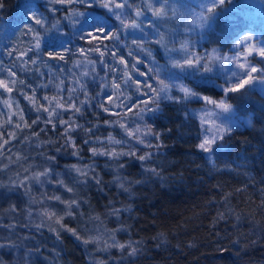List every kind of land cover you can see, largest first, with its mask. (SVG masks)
Listing matches in <instances>:
<instances>
[{"label":"snow or ice","instance_id":"1","mask_svg":"<svg viewBox=\"0 0 264 264\" xmlns=\"http://www.w3.org/2000/svg\"><path fill=\"white\" fill-rule=\"evenodd\" d=\"M230 3L231 0H200L196 6L199 11H193L191 5L178 4L177 0H45V4L40 6L45 8L47 15L39 12L40 6L33 10L32 5L25 4L27 22L23 23L22 29H18L21 35L17 40L22 41L23 37L30 39L24 47L19 43L4 46L8 57H15L10 67L0 61V105L7 110H0V117H4L0 121V161L8 160L0 167V174L9 171L11 164H20L23 175L21 171H16L14 176L8 177V183L0 179V190H3L0 191V200H7L8 192L22 188L29 198V205H41V210L36 213L38 223L31 220L32 208L29 206L27 210L31 226L37 231L47 228L56 234L57 239H60L62 230L67 231L85 246H95V252L109 253L111 249H117L121 253L119 258L109 256L108 259L123 260L137 256L142 251V242L131 239L121 242L117 239L118 232L128 230L123 224L108 229L100 215L89 216L94 228L85 229L82 234L78 228L68 227L64 223L65 217L75 219L77 215H83L77 211L82 203L78 185H87L89 180L96 185L102 184V177L95 171V157H107L113 162L112 182L129 196L135 194L132 185L143 181L130 180L122 175L124 164L115 163L122 157L139 160L146 172L165 181L161 171L144 163L152 159L153 151H159L164 146L162 133L147 119L149 116L153 120L157 118L163 111L161 104L164 102L179 106L177 111L182 114L183 120L177 129L182 126L190 129L198 121L196 147L206 154L213 169L216 168L213 157L219 158L220 150L228 146L229 141L225 138L231 135L234 128L253 126L251 113L240 118L239 124L233 122L237 118V106L230 100L243 105L257 89L264 95V38H258L249 29L234 35L230 52L211 47L203 53L197 50L199 41L189 38L191 33H196L201 40L207 39L212 44L228 40L234 27L227 11ZM3 7V0H0V8ZM97 9L102 11L98 13ZM148 14L153 19H147ZM172 20L184 24L182 34L178 29L161 30V24ZM75 42H80V46L74 47ZM157 56L162 57L163 63ZM51 61L71 62L73 68L84 70L79 76L72 74L71 84L74 86H68L67 78L57 76ZM41 67L47 68L48 72H42ZM101 67L103 75L98 70ZM14 69L37 79H45L34 86ZM84 77H90L97 83L99 90L95 94L89 92L87 82L82 80ZM220 80L223 82L218 83ZM209 85L220 89L219 99L202 94V91L209 90L206 87ZM50 87L55 89L52 95H38V89ZM14 93L23 96L37 114L31 123L25 118L24 109ZM81 94L85 99L80 100ZM97 97L103 98L93 105L92 100ZM192 102L199 103L200 108H189ZM89 107H98L107 113L109 118L103 120V124L118 127L123 134L121 138L111 132L106 136H97L96 131L101 124L99 119L95 123L88 121L89 127L80 124L76 117H83ZM69 112L71 116L65 119L64 115ZM93 114L99 116V113ZM41 123L45 128L50 125L58 133L56 141L42 143L56 144L54 152H66L77 161L84 159L82 145H88L92 162L65 165L66 171L61 173L56 169V156L44 152L38 153L43 158V163L39 165L28 164L25 167L20 162L26 161L27 157L20 155L13 160L7 154L11 152L7 146L12 140L20 139L19 133ZM9 128L12 130L9 131ZM44 130L42 128L40 132ZM40 132L33 130L22 139L26 142H30L32 137L39 139ZM80 133L84 138L78 144L76 136ZM186 134L180 133L182 136ZM139 146L149 151L138 154L142 151ZM73 173L75 176H72ZM65 176L71 177V183L65 180ZM51 184L71 195L65 199L55 192H40L39 198L33 194L34 186L44 188ZM57 205H63V208L57 209ZM18 210L17 205H10L7 212ZM131 211L128 205L113 207L108 215L119 220L122 212ZM0 227L14 229L16 225ZM158 235L163 236L162 233ZM2 239L0 248L15 247L14 241L7 237ZM108 259L93 256L91 264H108ZM0 264L4 261L0 260Z\"/></svg>","mask_w":264,"mask_h":264},{"label":"trees","instance_id":"2","mask_svg":"<svg viewBox=\"0 0 264 264\" xmlns=\"http://www.w3.org/2000/svg\"><path fill=\"white\" fill-rule=\"evenodd\" d=\"M177 3L191 5L193 11H199L196 6L200 0H177ZM3 4L4 7L0 8V61L10 67L15 57H8L4 46L8 44L11 47L12 44L19 43L24 47L30 39L23 37L22 41L17 40L21 35L18 29H22L23 23L27 22L28 13L24 5H32L33 10H36V6L44 5L45 0H3ZM100 11L102 10L97 9L98 13ZM227 11L234 25L232 36L226 41L212 44L207 39L201 40L196 33H191L189 38L199 41L198 51L203 53L205 49L220 47L222 51L230 52V43L234 35L247 32L249 29L258 38H264L261 37L264 33V0H231ZM39 12L48 14L43 6L39 7ZM147 19H153L151 14H148ZM169 29H178L182 34L184 24H177L175 20L161 24L162 31ZM66 31L70 32L71 29ZM126 38L131 39V37ZM78 46L80 42H75L74 47ZM157 58L163 63L161 56ZM50 63L55 66L59 78H67L68 86H74L71 84L72 74L79 76L84 70L73 68L71 62L64 64L51 61ZM60 69L66 71L61 72ZM14 70L34 86L45 79H37L31 74ZM98 70L103 75V68ZM41 71L47 73L48 69L41 67ZM82 80L87 82L90 93L95 94L99 90L97 83L90 77H84ZM56 82L58 83L59 80ZM222 82V80L218 81V83ZM206 87L209 90L197 89V91H202V94L215 99L220 98L219 88L210 85ZM54 91L55 89L51 87L38 89V95H52ZM14 96L19 101L20 107L24 109L25 118L31 123V119L37 114L31 110V105L23 96L18 93H14ZM79 98L83 100L85 96L81 94ZM102 98L97 97L92 100V104H97ZM230 103L237 106V118L233 122L239 124L240 118L247 117L251 113L253 126L240 125L225 138L229 141L228 146L220 150L219 158L213 157L216 163L215 169L208 163L206 154L196 147L198 121L190 129L183 126L177 129L183 116L177 111L178 105L167 102L161 104L163 111L157 118L154 120L151 116L147 118L148 122L162 133L164 146L159 151H153L152 159L144 162L146 166L161 171L166 177L165 181L162 182L146 172L139 160L122 157L120 161L115 162L124 164V168L121 169L122 175L130 180L143 181L132 185L135 194L129 196L112 182L113 162L107 157L93 158L95 171L102 177V184L96 185L94 181L89 180L87 185L77 186L82 201L77 211L83 215H77L75 219L65 217L64 223L68 227L78 228L82 234L85 229L94 228V222H89V216L100 215L108 229H115L123 224L128 230L118 232L117 239L121 242L129 239L142 242V251L137 256L126 257L123 260L108 259L109 256L119 258L121 253L117 249H111L109 253L95 252V246H85L67 231L60 232V239H57L56 234L49 232L47 228L37 231L26 217L30 206L29 198L24 195V189L21 188L16 190L18 194L7 193L8 199L0 200V225H16L14 229L0 227V242H3L4 237L15 242V247L0 248V250L17 251L22 255L19 259H23L15 263L8 258V255L3 260L4 264H91L93 256L108 259V264H264V95L257 89L245 104L240 105L234 99L230 100ZM188 107L198 110L200 104L192 102ZM93 113H99V116ZM70 116L71 112L65 114L64 118L68 119ZM108 118V114L103 113L98 107H89L83 117H76L78 122L86 127L90 126L88 121L95 123L99 119L101 124L96 131L97 136H106L111 132L118 139L121 138L123 134L118 127L112 128L103 124V120ZM13 119L18 120L17 117ZM42 128L45 130L40 132ZM167 129L172 131L168 132ZM11 130L9 128V131ZM33 130L40 132L39 139L32 137L30 142L23 141V136ZM181 132L188 134L182 136ZM19 136L20 139L12 140L7 146L11 149L7 154L11 155L13 160L17 155L27 157L26 161L20 162L25 167L28 164H42L43 158L38 155L41 152L56 156V169L61 173L66 171L65 165L92 162L89 159L91 153L88 145H82L84 159L77 161L66 152H54L56 144L42 143L58 139L57 130L51 129L50 125L45 128L41 123L19 133ZM76 138L77 143L81 144L84 137L80 133ZM59 143L62 144L63 141L60 140ZM139 147L142 151L138 154L149 151L143 149V146ZM7 163L8 160L3 159L0 161V167ZM16 171H21L23 175L20 164H11L9 171L0 174V179L8 183L5 180H8L9 176H14ZM72 176H75V173ZM64 178L71 183V177ZM43 191L49 194L55 192L65 199L71 195L55 184L45 185ZM39 193L38 190L34 195L39 198ZM10 205H17L19 210L8 213L7 209ZM126 205L131 206L132 211L122 212L119 220L108 215L111 208H123ZM31 207L41 208V205L33 204ZM62 208L63 205H57V209ZM220 214H223L222 219ZM161 233L163 236L158 235ZM92 234L94 235L95 232Z\"/></svg>","mask_w":264,"mask_h":264},{"label":"rangeland","instance_id":"3","mask_svg":"<svg viewBox=\"0 0 264 264\" xmlns=\"http://www.w3.org/2000/svg\"><path fill=\"white\" fill-rule=\"evenodd\" d=\"M0 110H3L4 111V109L2 108V106L0 105ZM2 118H4V117H0V121H1V119ZM6 182H8V180L6 179L5 180ZM36 189H39V192H43V188H40L38 185H36V186H34V192H33V194L35 193H37V190ZM9 194H18V192L16 191V190H14V191H11V192H8ZM38 196H40V193L38 194ZM29 203V202H28ZM30 207H31V205H30ZM32 208V207H31ZM28 210V209H27ZM33 210V216H32V218H31V220H32V222H36V223H38L39 222V219H38V217L36 216V213L38 212V211H40L41 210V208L40 207H35L34 209H32ZM26 217H27V215H26ZM27 219L29 220V218L27 217ZM2 251V252H1ZM9 255V256H8ZM6 256H8V258H11V260H13L15 263L16 262H21L23 259H19V258H21L22 257V255H20V253L19 252H17V251H14V250H10V249H1L0 250V260L2 259V260H4L5 259V257Z\"/></svg>","mask_w":264,"mask_h":264}]
</instances>
